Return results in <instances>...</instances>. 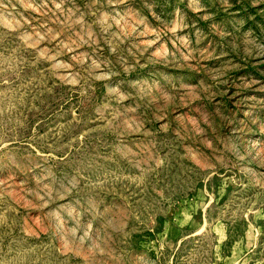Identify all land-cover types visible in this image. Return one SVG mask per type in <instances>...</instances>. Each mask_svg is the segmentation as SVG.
<instances>
[{"label":"rangeland","instance_id":"374dc122","mask_svg":"<svg viewBox=\"0 0 264 264\" xmlns=\"http://www.w3.org/2000/svg\"><path fill=\"white\" fill-rule=\"evenodd\" d=\"M0 264H264V0H0Z\"/></svg>","mask_w":264,"mask_h":264}]
</instances>
